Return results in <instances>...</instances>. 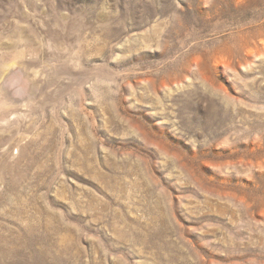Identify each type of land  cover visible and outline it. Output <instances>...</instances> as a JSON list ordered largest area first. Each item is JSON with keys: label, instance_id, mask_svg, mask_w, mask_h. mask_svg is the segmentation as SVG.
I'll return each instance as SVG.
<instances>
[{"label": "rangeland", "instance_id": "rangeland-1", "mask_svg": "<svg viewBox=\"0 0 264 264\" xmlns=\"http://www.w3.org/2000/svg\"><path fill=\"white\" fill-rule=\"evenodd\" d=\"M263 29L264 0H0V264H264Z\"/></svg>", "mask_w": 264, "mask_h": 264}, {"label": "bare ground", "instance_id": "bare-ground-1", "mask_svg": "<svg viewBox=\"0 0 264 264\" xmlns=\"http://www.w3.org/2000/svg\"><path fill=\"white\" fill-rule=\"evenodd\" d=\"M259 37H260V44L262 45V47L264 48V29L262 31H260V34H259ZM249 46V45H248ZM247 46V47H248ZM262 50V49H261Z\"/></svg>", "mask_w": 264, "mask_h": 264}]
</instances>
